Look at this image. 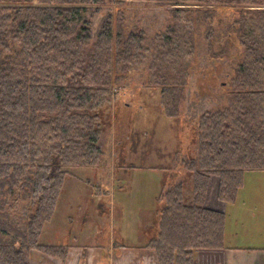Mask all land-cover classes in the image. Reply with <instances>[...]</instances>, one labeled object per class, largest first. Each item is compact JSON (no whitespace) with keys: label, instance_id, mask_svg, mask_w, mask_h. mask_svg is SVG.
Listing matches in <instances>:
<instances>
[{"label":"trees","instance_id":"obj_1","mask_svg":"<svg viewBox=\"0 0 264 264\" xmlns=\"http://www.w3.org/2000/svg\"><path fill=\"white\" fill-rule=\"evenodd\" d=\"M102 1L0 0V264H31L33 249L65 258L64 244H42L39 237L69 168L102 162L100 138L112 98L150 49L141 30H124L122 13L116 22L106 20L91 44L83 12ZM226 1L237 12L219 20L217 29V108L203 109L195 120L197 153L187 161L193 201L184 202L182 183L159 195L154 234L144 245L162 264H193L197 249L224 246L226 213L203 206L212 174L220 179L218 198L230 205L245 172L264 170V7ZM171 12L176 22L157 34L148 54L147 83L160 87L165 114L174 117L193 72L191 29L212 21L214 10L176 6ZM207 37L211 49L212 32ZM14 195L19 222L5 211ZM114 245L127 246L117 239Z\"/></svg>","mask_w":264,"mask_h":264},{"label":"rangeland","instance_id":"obj_2","mask_svg":"<svg viewBox=\"0 0 264 264\" xmlns=\"http://www.w3.org/2000/svg\"><path fill=\"white\" fill-rule=\"evenodd\" d=\"M261 1V5H255L252 0L238 5L264 7V0ZM176 6H209L214 13L212 21H197L196 27L191 29L197 43L196 53L189 61L193 72L178 116L171 117L165 114L161 105L160 87L147 83L149 66L153 61L148 54L159 42L157 34L176 22L171 12ZM226 6V0L221 2L220 8H217V0L186 4H172L166 0H103L88 5L83 19L90 29L91 44L96 41L103 23L106 20L116 22L115 17L117 19V14L122 13L124 30H141L143 42L150 49L146 50L147 56L137 63L135 69L121 80V86L112 98L110 119L105 122L100 138L102 162L95 167L69 168L53 216L46 222L39 237L40 243L55 244L59 240L88 245L100 243L102 237H110L113 241L121 237V241L128 244L142 243L154 234L155 227L151 228V225L157 223V209L163 202L159 195L182 183L183 200L186 204L192 203L194 172L188 168L187 161L196 157L197 153V114L205 108H217V93L214 92L218 86L217 29L220 28L219 20L237 12ZM209 32L213 35L211 49L207 44ZM205 84L209 85V89ZM200 94L204 96L201 101ZM189 103L191 109H188ZM210 178V193H213V186L218 185L219 188L220 179L216 174ZM100 188L110 189L109 194L99 193ZM252 193L259 196V202L262 199L252 211L256 214L260 212L259 207L264 209V176L257 180L249 174L244 188L240 190V199L235 203L242 204L245 210L250 209L253 202L247 196ZM15 197L10 199V206L5 211L19 222L22 208L15 205ZM206 197L204 207L222 211L226 202L218 198V192L211 204L206 203ZM231 225L239 228L236 223L230 222L227 231ZM236 237H239L237 233ZM236 240L233 237V241ZM215 248L205 249L211 255L210 251ZM39 251L32 250L31 264L35 262L34 258L37 259L35 253Z\"/></svg>","mask_w":264,"mask_h":264},{"label":"crops","instance_id":"obj_3","mask_svg":"<svg viewBox=\"0 0 264 264\" xmlns=\"http://www.w3.org/2000/svg\"><path fill=\"white\" fill-rule=\"evenodd\" d=\"M249 174H253L258 180L264 176V170L246 171L244 185L241 189L244 188ZM217 187L214 185L213 193H210V180L206 195L207 204L214 202L212 199L217 196ZM257 189L258 187L255 188V190ZM240 190L237 200L240 199ZM247 197L253 202L252 207L248 210H245L242 204H224L222 211L227 215L224 246L211 250V255L207 249H197L193 264H264V209L259 207L260 212L253 213L254 207L259 202V196L252 193ZM261 202L262 199L258 204ZM230 222L236 223L239 228L235 229L231 225L230 230L227 231ZM236 233L239 237H236ZM233 237L237 240L233 241ZM121 239L120 237L117 240L121 241ZM57 243L65 245V258L60 255L57 256V254L52 255L39 251V253H35L38 257L37 259L34 258L33 264H162L159 262L155 251L144 246L146 242L126 243L127 246L118 248L110 237H102L100 243L94 242L88 245L59 242V240L55 244ZM251 243L258 244L250 245Z\"/></svg>","mask_w":264,"mask_h":264}]
</instances>
